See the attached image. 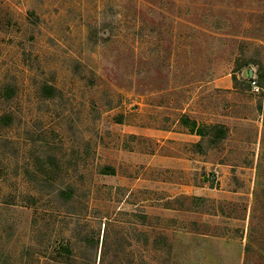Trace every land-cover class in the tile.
<instances>
[{"label": "rangeland", "instance_id": "374dc122", "mask_svg": "<svg viewBox=\"0 0 264 264\" xmlns=\"http://www.w3.org/2000/svg\"><path fill=\"white\" fill-rule=\"evenodd\" d=\"M261 68L264 0H0V264H264Z\"/></svg>", "mask_w": 264, "mask_h": 264}, {"label": "crops", "instance_id": "0c3cea01", "mask_svg": "<svg viewBox=\"0 0 264 264\" xmlns=\"http://www.w3.org/2000/svg\"><path fill=\"white\" fill-rule=\"evenodd\" d=\"M153 129H146L143 130V132L147 135H151ZM164 131V130H163ZM165 132L167 134H162V133H157L156 136H160V137H165L166 139H177L179 141H184V142H191L193 144H195L197 146V144L199 143V141L201 140V134L197 129H186V131H175L174 129H167L165 130ZM143 134V135H145ZM190 159V158H189ZM187 159V160H189ZM171 160V158H170ZM176 161H178L179 159H174ZM192 160V159H191Z\"/></svg>", "mask_w": 264, "mask_h": 264}, {"label": "trees", "instance_id": "16d2710c", "mask_svg": "<svg viewBox=\"0 0 264 264\" xmlns=\"http://www.w3.org/2000/svg\"><path fill=\"white\" fill-rule=\"evenodd\" d=\"M257 74H258L257 81L263 82L264 81V69L261 68ZM250 80L251 78L249 74H247V81L249 82V84H250ZM200 134H201V140L197 144L198 147H201L205 139L210 144H216L218 141L222 140L225 137L226 127L223 125H215V126H212L208 132L206 131L200 132Z\"/></svg>", "mask_w": 264, "mask_h": 264}, {"label": "built area", "instance_id": "2783aa9c", "mask_svg": "<svg viewBox=\"0 0 264 264\" xmlns=\"http://www.w3.org/2000/svg\"><path fill=\"white\" fill-rule=\"evenodd\" d=\"M252 77H253V76H252ZM250 86H251L253 92H255V93H259V92L261 91V87H260V85H259V83H258L256 77H253V78L250 80ZM215 172H217V171H215ZM215 172H214V173H215ZM215 174H216V173H215ZM215 174H213V176H212L213 178H214Z\"/></svg>", "mask_w": 264, "mask_h": 264}, {"label": "water", "instance_id": "95a60500", "mask_svg": "<svg viewBox=\"0 0 264 264\" xmlns=\"http://www.w3.org/2000/svg\"><path fill=\"white\" fill-rule=\"evenodd\" d=\"M247 74H249V76L252 77L253 74H254V73H253V70H248Z\"/></svg>", "mask_w": 264, "mask_h": 264}]
</instances>
